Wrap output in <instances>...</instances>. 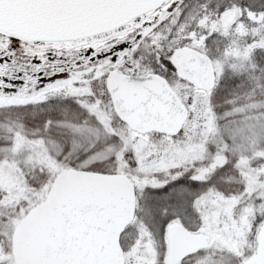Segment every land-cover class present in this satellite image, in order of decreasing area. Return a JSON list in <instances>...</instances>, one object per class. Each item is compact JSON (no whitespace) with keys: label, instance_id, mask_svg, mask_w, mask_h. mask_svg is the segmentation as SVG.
I'll return each instance as SVG.
<instances>
[{"label":"rangeland","instance_id":"1","mask_svg":"<svg viewBox=\"0 0 264 264\" xmlns=\"http://www.w3.org/2000/svg\"><path fill=\"white\" fill-rule=\"evenodd\" d=\"M179 1H164L155 15L140 17L126 35L101 46L91 58L95 60L92 69L76 71L67 62L51 67L0 65V87L14 83L30 87L43 80L40 95L50 101L38 109L0 107V176L6 177L0 179V192L8 194L4 205L0 204V264H16L10 239L14 228L44 196L52 179L66 170L123 174L134 182L136 211L144 200L146 218L170 215L159 233L134 217L132 232L120 240L123 264H170L167 234L174 225L204 235L209 242L176 264H242L255 253L264 224V75L233 91L214 88L195 92L193 97L183 93L182 97L183 81L168 70L164 76L168 84L183 101L189 98L196 114L187 118L182 132L166 138L128 129L112 111L104 91L108 71L102 65L108 62L118 67L135 59L139 62L130 74L158 73L156 67L146 65L157 55L159 41L158 34L149 37V30L160 16L170 15ZM233 12L224 13L220 20L232 25L241 15L238 11V16H230ZM246 16L251 21L259 19L250 12ZM202 21L213 29L218 20ZM242 28L239 21L233 31L240 33ZM82 34L68 38L75 40ZM189 34L193 43L198 42L200 36ZM3 41L9 46H26V53L34 47L28 36L0 29V45H5ZM231 43L217 65L213 64L216 80L224 70L241 72L247 67L244 61L250 49L236 38ZM249 120L255 124L251 136L263 147L246 157L251 150L240 147L241 136L235 126ZM155 188H161L164 196L151 200L146 193Z\"/></svg>","mask_w":264,"mask_h":264},{"label":"water","instance_id":"2","mask_svg":"<svg viewBox=\"0 0 264 264\" xmlns=\"http://www.w3.org/2000/svg\"><path fill=\"white\" fill-rule=\"evenodd\" d=\"M150 0H0V23L29 33L69 32L107 22ZM176 76L211 89L215 75L201 52L183 47L170 57ZM105 87L118 118L137 133L175 135L187 108L159 74L110 71ZM135 211L134 186L122 174L66 170L44 198L19 221L12 238L16 264H123L119 237ZM169 260L175 263L206 244L179 225L168 231ZM243 264H264V224L256 252Z\"/></svg>","mask_w":264,"mask_h":264},{"label":"trees","instance_id":"3","mask_svg":"<svg viewBox=\"0 0 264 264\" xmlns=\"http://www.w3.org/2000/svg\"><path fill=\"white\" fill-rule=\"evenodd\" d=\"M156 3L157 2L153 3L149 8L147 7L148 9H142L140 14L134 15L132 19L124 24L116 23L112 26L102 28L101 30L89 31L83 33L75 40H71L68 36H62V38L57 39L58 41L49 44L48 42L31 39L34 43V47L27 53L26 46H9L7 41H3L5 45H0V65L2 63H11V65L51 67L54 64H58L57 62H67L69 65L71 64L70 69L73 68L76 71L84 69V67L86 69H92L94 65L93 61L95 60H91V58L99 53L98 50H100V47H104V44L107 42L112 40L115 41V39L126 35L131 27L136 24L135 21L140 17L147 18L150 15H155L157 12L154 11H156L163 2L159 5H156ZM231 11L234 12L230 14V16H238V11H240L241 15L232 25L230 24L227 26L220 20V17L224 13ZM249 12L258 15L259 19L257 21L248 20L246 14ZM204 18H206L208 22L211 20H218L215 28L210 29L206 21L202 24ZM239 21H241L244 28L239 31L240 33H236L233 31V27H235V24ZM225 30H228L229 33L227 34ZM149 31L151 32L149 37L158 34L159 41H157L158 44L155 49L157 55L155 57L152 55L150 61L146 60V65L156 67L154 69L165 77L168 76L167 72L173 71L169 59L172 53L177 49L182 47L194 48L210 58L215 66L217 62H219L218 57L223 53V50L227 51L225 48L232 46L231 42L234 38H236L241 45L244 44L248 47L247 49H250V51H248L249 55L244 61L247 67H243L240 70L241 72H236L232 69L224 70L223 74L217 77L215 89L233 91L264 75V45H257L262 41L264 42V0H180L175 10L168 16H164L163 18L160 16L158 24H153V28ZM190 32L195 36H200L198 37V42L193 43L191 41L192 36L189 34ZM24 52L25 55L22 54ZM152 59H156L155 62ZM88 61L91 64L86 66ZM138 62L139 61L135 59H130V61L127 59V61L119 63L118 67L112 66L110 62L102 66L105 71L113 69L130 73L135 72L134 64L137 65ZM182 83L185 85L182 89L183 92H180V96L182 97L183 93L193 97L195 92H204L203 90H197L191 87L185 82ZM44 84L45 82L42 80L38 84L30 87L22 83L9 84L3 88L0 87V106L17 105L38 109L41 105L50 102H45L44 100L47 98L40 95V92L45 87ZM188 101L189 98L184 100L188 108L189 119L194 112L196 114V111L190 107ZM196 173L195 176L198 175V171ZM262 173H264V166ZM3 178L6 177L0 176V179L5 181ZM177 178L178 174L175 179ZM7 180L9 182L11 181L8 178ZM160 189L161 188L147 190L149 192L146 191V194L151 200H155V198L164 196ZM7 195L4 192H0V196L5 198H0V200L3 199V202L0 201V204L4 205ZM143 201L144 200H141V202L139 201V208L135 213V219L141 222L144 220L148 228H152L153 231H158L157 233L161 232L166 222L170 219V215L163 214V216H160V214H157L153 220H151V218H146V214H144L142 210L145 206ZM135 219L132 222L133 224ZM132 223L124 230L121 238H124L128 233L132 232Z\"/></svg>","mask_w":264,"mask_h":264},{"label":"bare ground","instance_id":"4","mask_svg":"<svg viewBox=\"0 0 264 264\" xmlns=\"http://www.w3.org/2000/svg\"><path fill=\"white\" fill-rule=\"evenodd\" d=\"M111 109H112V107H111ZM253 129H255V124H254V122H252V120H249L247 122H240L235 126V131H237V133H239V135L241 136L240 137V141H241L240 147L241 146L244 147V150H246L245 148L248 147L251 150V151H247L249 154L245 155L246 157H250L251 155H253L254 152L252 153V151H256L259 148L263 147L261 145V142H259L257 140H256L257 142H255L253 136H251L253 134V131H254ZM161 138H163V137H161ZM45 148H46V145H45ZM45 151H47V149H45ZM247 152H245L244 154H247ZM48 187H47V189H48ZM11 248H12V246H11Z\"/></svg>","mask_w":264,"mask_h":264},{"label":"flooded vegetation","instance_id":"5","mask_svg":"<svg viewBox=\"0 0 264 264\" xmlns=\"http://www.w3.org/2000/svg\"><path fill=\"white\" fill-rule=\"evenodd\" d=\"M126 16H127V15H124V16L120 17V19L123 20ZM41 38H42V37H41ZM43 38H48V37H43ZM208 243H209V242H208V240H207V244H206V245H208ZM206 245H205V246H206ZM200 250H201V249H200Z\"/></svg>","mask_w":264,"mask_h":264}]
</instances>
